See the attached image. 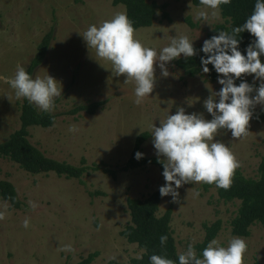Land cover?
<instances>
[{
  "label": "rangeland",
  "instance_id": "rangeland-1",
  "mask_svg": "<svg viewBox=\"0 0 264 264\" xmlns=\"http://www.w3.org/2000/svg\"><path fill=\"white\" fill-rule=\"evenodd\" d=\"M148 1L157 5L155 18L150 26L136 29V34L158 52L179 35H187L194 46L203 45L208 31L224 22L221 14L213 17L211 9L191 0ZM201 10L209 12L207 22L196 18ZM119 12L125 13L124 6L112 0H0V142L19 126V99L8 80L17 65L27 67L42 37L51 30L45 58L32 77L49 74L62 87L52 111L58 116L49 127L29 126L28 138L49 157L73 165L84 159L88 166L81 183L54 172L32 174L0 157V179L10 181L22 201L20 208H13L0 199L5 216L0 220V264H74L91 252L97 255L90 264H132L142 249L120 234L130 221L126 200L144 198L165 184L163 168L157 164L122 169L135 137L148 132L140 152L157 158L153 124L159 127L160 120L175 114L178 107L212 118L203 101L210 95L209 88L213 92L222 88L220 74L215 81L207 80L204 72L189 76L173 61L166 65L167 77L161 75L157 63L153 92L141 104L134 102L135 83L115 76L112 64L98 58L82 37L90 25H99ZM243 79L259 86L253 75ZM103 100L94 114L65 113L74 105ZM72 126L76 131L69 130ZM216 139L236 154L243 175L257 177L264 156L263 122L251 119L247 137L233 139L230 131L221 130ZM178 192L179 202H172L171 195L161 197L156 212L160 216L171 208L169 226L178 255L189 243L195 246L203 240L205 225L220 220L213 239L227 246L232 238L241 237L248 245L245 264H264V225L251 224L246 237L231 233L230 221L239 200L220 199L215 187L204 189L203 183L184 184ZM65 245L74 251H61Z\"/></svg>",
  "mask_w": 264,
  "mask_h": 264
},
{
  "label": "clouds",
  "instance_id": "clouds-1",
  "mask_svg": "<svg viewBox=\"0 0 264 264\" xmlns=\"http://www.w3.org/2000/svg\"><path fill=\"white\" fill-rule=\"evenodd\" d=\"M204 9H211V16L218 17L221 5L231 0H199ZM198 20L207 22L209 12L201 10ZM247 30L255 39L247 46L246 55L239 50L240 33ZM82 37L88 49H94L96 56L112 64L115 76H125V83H135V103L141 104L153 92L156 86V66L161 75L167 77V63L185 59L197 54L193 40L187 35H179L159 52L145 46L137 38L133 21L124 12L116 13L110 20L99 25L93 24L83 32ZM205 57H201L203 72L208 73V65H213L222 88L212 91L203 101L211 115L206 119L203 113L188 114L184 107H178L175 114H169L160 120V126H152L153 144L158 162L163 165L165 184L159 188L161 197L171 195L172 202H179L178 189L188 183L215 184L228 190L235 172L242 166L236 154L216 137L221 130L231 132L233 139L247 137L250 121L256 105L264 106V0H256L254 10L246 21L232 29V32L220 30L218 35L206 39L202 46ZM103 66V65H102ZM253 75L260 81L259 86L249 84L243 79ZM240 79L239 85L235 80ZM8 83L15 90L17 99L25 98L43 112H52L55 99L62 94V87L51 75L33 78L23 66L17 65L14 77ZM255 92V95H252ZM218 98V100H217ZM70 131H76L75 126ZM137 151V160L143 157ZM198 195V193H197ZM35 207V205H32ZM0 212V220L4 219ZM23 226H29L25 219ZM168 237L162 235L160 244H166ZM61 251L72 252L71 245H65ZM248 245L241 237L232 238L227 246H221L217 239L211 240L203 249L202 257L197 255L193 243L178 255L179 264H245ZM142 259V256H138ZM150 264H175V261L163 255L150 256Z\"/></svg>",
  "mask_w": 264,
  "mask_h": 264
},
{
  "label": "trees",
  "instance_id": "trees-1",
  "mask_svg": "<svg viewBox=\"0 0 264 264\" xmlns=\"http://www.w3.org/2000/svg\"><path fill=\"white\" fill-rule=\"evenodd\" d=\"M191 2L197 6L201 5L199 0H191ZM255 2L256 0H231L230 4L221 5L220 14L224 18V22L216 24L208 31V39L213 35H218L220 30L231 33L234 27L242 25L253 12ZM112 3L124 6L125 13L133 21L135 29L150 26L155 18L157 5L153 1L112 0ZM51 38L52 31L49 30L37 45L36 53L25 68L31 76L35 68L43 62ZM238 39H240L239 50L246 55L247 46L255 38L245 30L240 33ZM202 46H194L197 50L195 56L185 59L181 55L179 59L172 60L173 63L189 76L200 74L203 72L201 57L206 58L201 50ZM261 61L264 62V55L261 56ZM208 68L209 72L204 73L206 79L215 81L219 74L216 73L213 65L209 64ZM240 82V79L235 80L237 85ZM104 103L105 100L80 103L74 105L65 113L74 115L85 111L88 114H94L97 107ZM17 105L19 110V126L6 139L0 142V157L16 163L20 168L32 174L54 172L58 176L76 178L82 183V176L88 169V166L83 164L84 159H82V164L73 165L66 161L49 157L33 145L28 138L29 126L49 127L54 123L58 114L38 110L34 104H29L25 98H20L17 101ZM252 120L264 123V106L257 110L254 109ZM148 136L149 133L144 131L135 137L133 149L122 167L123 170L142 167L147 164H157L163 168V165L158 162V158L154 156L143 155L139 160L135 158L136 152H140V147ZM97 168L98 166L93 167V169ZM110 172L113 174V171ZM203 187L204 189L215 187L218 197L225 201L239 200L237 212L230 221L232 234L246 237L249 235V226L251 224L258 222L264 225V156L261 157L258 165L257 177H246L238 168L235 172L232 185L228 190L218 188L215 184L203 183ZM0 199L8 201L13 208H20L22 205V201L18 198L14 185L5 179H0ZM160 200L159 189L144 198L128 197L126 200L130 221L120 231V234L128 242L135 243L141 248L142 253L140 256L143 257L142 259H131L132 264H150L149 258L153 254L166 256L174 260L175 264H179L176 245L169 226L171 208H167L162 215L158 216L156 212ZM220 225V220H216L210 225H205L203 240L194 246L198 256L202 257L203 249L216 237ZM162 235L168 237L166 244L163 246L160 244V237ZM96 255L97 252H91L74 264H90ZM254 264L260 263L256 261Z\"/></svg>",
  "mask_w": 264,
  "mask_h": 264
}]
</instances>
